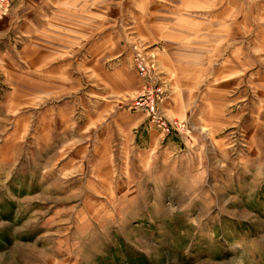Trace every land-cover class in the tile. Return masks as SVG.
Wrapping results in <instances>:
<instances>
[{"label": "rangeland", "instance_id": "rangeland-1", "mask_svg": "<svg viewBox=\"0 0 264 264\" xmlns=\"http://www.w3.org/2000/svg\"><path fill=\"white\" fill-rule=\"evenodd\" d=\"M73 2L0 19V264H264V0Z\"/></svg>", "mask_w": 264, "mask_h": 264}, {"label": "built area", "instance_id": "built-area-1", "mask_svg": "<svg viewBox=\"0 0 264 264\" xmlns=\"http://www.w3.org/2000/svg\"><path fill=\"white\" fill-rule=\"evenodd\" d=\"M12 0H0V19L8 15ZM137 57L135 60L136 68L139 72V74L144 79H150L152 78V74L150 69L148 68L147 64L140 58ZM143 95L138 98V100L135 102L136 106L146 107V110L152 117V121L164 132L169 133L171 129V125L167 123L162 116H159L157 114V99L158 96L149 88L148 84H146L143 88Z\"/></svg>", "mask_w": 264, "mask_h": 264}, {"label": "crops", "instance_id": "crops-1", "mask_svg": "<svg viewBox=\"0 0 264 264\" xmlns=\"http://www.w3.org/2000/svg\"><path fill=\"white\" fill-rule=\"evenodd\" d=\"M30 1V0H29ZM36 1H38V0H36ZM60 3L61 4H59L60 5V7L62 8V9H66L67 11L65 12L66 13V18H67V20H68V14H71L72 16H73V11H74V2H73V0H69V2H68V0H66V1H63V0H60ZM35 6V5H34ZM34 8H36V6L34 7ZM69 11H72V12H69ZM12 18H13V16H12ZM7 21H10V19H8ZM68 35H66V37H67ZM133 85V84H132ZM131 86H129V88H130ZM133 87V86H132ZM133 88H135V87H133ZM132 117L133 118H135L138 122L135 124L136 126H137V124L139 125V122L140 123H142L143 121H144V117H142L141 115H139L138 113L137 114H132ZM147 134H148V137L149 138H153L152 139V142H153V140L155 141V137L156 136H159V132L158 131H154V130H150V129H148V131H147ZM161 135V134H160ZM162 136V135H161ZM160 137V136H159Z\"/></svg>", "mask_w": 264, "mask_h": 264}]
</instances>
